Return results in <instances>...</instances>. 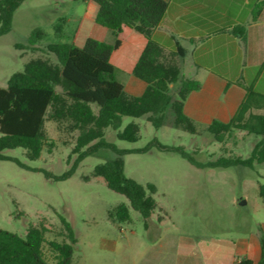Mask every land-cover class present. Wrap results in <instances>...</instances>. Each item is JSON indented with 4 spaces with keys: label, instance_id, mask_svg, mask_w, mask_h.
<instances>
[{
    "label": "rangeland",
    "instance_id": "obj_1",
    "mask_svg": "<svg viewBox=\"0 0 264 264\" xmlns=\"http://www.w3.org/2000/svg\"><path fill=\"white\" fill-rule=\"evenodd\" d=\"M97 8L92 1L24 0L13 15L10 31L0 36V86H6L10 75L23 70L31 58L57 62L56 55L46 48L50 42L75 40L82 46L87 36L112 42V30L95 21ZM61 18L65 22L58 36L55 24ZM36 28L43 29L45 35L31 41ZM117 77L121 79L118 71ZM172 91L176 92V86ZM172 119V112H168L164 125L156 128L146 115L123 116L120 130L136 122L139 139H119L112 127L105 129V138L122 149L143 148L157 138L164 144L184 145L190 151L198 149L206 158L248 157L259 140L256 135L235 130L224 142H217L207 131L192 134L176 127ZM45 129L49 144L39 158L28 159L19 147L4 151L29 168L0 160V228L25 235L30 224L45 225L43 250L50 260L54 254L48 242L67 239L61 215L70 222L77 238L72 264H203L204 243L234 237L245 232L248 224L255 228L264 221V199L259 193L264 162L256 163L255 168H198L179 153L156 146L126 152L125 173L142 184L156 186L157 208L145 218L129 206L125 195L110 189L103 177L92 176L96 164L118 156L109 148L88 155L66 179L57 180L34 170L62 174L77 156L72 154L68 160L77 130L49 118ZM121 203L129 206V220L109 216V211Z\"/></svg>",
    "mask_w": 264,
    "mask_h": 264
},
{
    "label": "trees",
    "instance_id": "obj_2",
    "mask_svg": "<svg viewBox=\"0 0 264 264\" xmlns=\"http://www.w3.org/2000/svg\"><path fill=\"white\" fill-rule=\"evenodd\" d=\"M24 0H0V36L9 32L13 15ZM92 1L98 6L95 21L110 28L114 40L108 42L87 36L82 46L73 41H56L46 48L57 57L53 62L45 57L28 60L23 70L10 75L6 86H0V160H12L20 166L28 167L17 156L4 151L22 148L30 160L40 157L48 142L45 129L47 118L67 123L70 130H77L75 145L68 156L77 154L71 166L62 174H54L43 168L47 177L66 179L77 169L88 155L104 147L118 156L95 165L92 176L103 177L107 186L123 195L129 206L139 211L145 218L157 208L154 197L156 186L142 184L128 176L124 170L123 154L131 151H146L156 146L160 150L174 151L198 168H214L242 165L255 168L264 162V93L252 88L235 114L228 121L213 119L210 123H198L184 112V102L192 90L201 87L200 81L184 77L178 58L186 54V49L175 38L176 46L168 49L156 41L153 31L160 25L165 15L167 0H77ZM264 6L258 0L254 6L256 18ZM65 19L55 24L58 36L63 33ZM128 26L147 39L133 73L146 82L145 90L139 95L129 94L117 77V67L111 62V55L120 44L123 28ZM238 34L245 39L241 26ZM45 32L36 28L31 41L42 38ZM176 86V92L172 87ZM96 106V107H95ZM172 112L173 124L192 134L210 133L217 142H224L235 130L245 131L259 137L248 157L218 155L206 158L198 149L188 150L184 145H168L157 138L150 140L143 148L122 149L105 138V129L112 127L119 139L131 142L139 139L140 126L128 123L122 130L123 116L140 117L146 115L156 128L164 125L167 113ZM86 180L90 177L86 176ZM259 193L264 199V183L259 185ZM129 206L121 203L109 211V216L117 220H129ZM67 239L48 242L53 260L44 253L47 228L30 224L25 235L0 228V264H72L73 245L77 241L70 222L61 215ZM262 256L257 264H264V232L259 229ZM240 264H254L251 260H241Z\"/></svg>",
    "mask_w": 264,
    "mask_h": 264
},
{
    "label": "crops",
    "instance_id": "obj_3",
    "mask_svg": "<svg viewBox=\"0 0 264 264\" xmlns=\"http://www.w3.org/2000/svg\"><path fill=\"white\" fill-rule=\"evenodd\" d=\"M167 1L165 15L152 37L168 49L175 48L176 38L186 49V54L178 58L182 76L201 83L187 96L184 112L203 124L213 119L230 120L247 88L264 93V6L254 18L258 0ZM241 26L245 39L237 32ZM120 39L111 62L126 91L139 95L147 84L134 75L133 69L147 39L128 26ZM260 228L264 232V221L255 228L248 224L245 232L234 237H217L204 243L203 264H240L238 259L257 264L262 256Z\"/></svg>",
    "mask_w": 264,
    "mask_h": 264
},
{
    "label": "built area",
    "instance_id": "obj_4",
    "mask_svg": "<svg viewBox=\"0 0 264 264\" xmlns=\"http://www.w3.org/2000/svg\"><path fill=\"white\" fill-rule=\"evenodd\" d=\"M239 262H241V259H238Z\"/></svg>",
    "mask_w": 264,
    "mask_h": 264
}]
</instances>
